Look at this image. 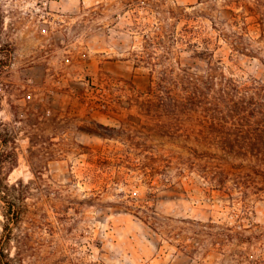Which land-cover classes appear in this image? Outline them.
I'll return each mask as SVG.
<instances>
[{
	"label": "rangeland",
	"instance_id": "obj_1",
	"mask_svg": "<svg viewBox=\"0 0 264 264\" xmlns=\"http://www.w3.org/2000/svg\"><path fill=\"white\" fill-rule=\"evenodd\" d=\"M125 2L0 0V180L29 185L17 225L0 202V264H264V182L220 160L199 117L152 112V69L136 58L158 25L179 41L176 69L213 61L239 90L258 86L264 0ZM241 95L233 105L264 102ZM224 120L241 137L264 129V112ZM206 152L230 170L223 185L195 168Z\"/></svg>",
	"mask_w": 264,
	"mask_h": 264
},
{
	"label": "trees",
	"instance_id": "obj_2",
	"mask_svg": "<svg viewBox=\"0 0 264 264\" xmlns=\"http://www.w3.org/2000/svg\"><path fill=\"white\" fill-rule=\"evenodd\" d=\"M125 1L124 5L127 9L137 11L139 7H148L152 10V0ZM137 14V12L134 13L135 20L132 28L140 31L144 25L139 22ZM171 14L175 21L182 18L184 20L190 19L184 11L179 13L172 11ZM149 27L153 35H143V47L141 53L136 54V58L138 64L143 63L144 67H151L152 69V77L147 92L149 96H152V112L176 117L194 115L199 117L198 121H201V127L198 133L200 132L202 138L223 153L219 159L225 161L227 158H234L239 159L242 164L247 163L250 168L247 175L253 179L259 178L260 181L264 182V129L257 128L241 137L232 133L225 123L226 120H224L232 117L236 112L238 115L250 112L253 116H255V111L263 113L264 102L252 108L243 104L240 106L238 104L233 105L232 98H235V93H242L241 96L245 98L250 90L251 99L264 100V83L258 82V86L254 85L252 88H250L251 85H245L239 90V86L233 78L226 77L223 73H217L219 67L213 61H208V71L205 74L196 73L189 68L179 67L176 69L170 62L175 53V46L179 43L178 39L172 34L171 38L169 37L164 41L161 27L156 25L153 27V31L152 26ZM183 41L181 38V44L195 48L194 54L197 57L211 56L208 46L201 47L202 45L192 43L191 40L184 43ZM200 42L202 44L203 41ZM213 155L217 154L206 152V154L199 156L200 159L204 158V163L199 164L203 169L195 168L200 172L203 170L206 176H210L211 181L214 180L215 182L216 180L218 184L223 185L224 180L231 173L228 169L213 165L212 160L217 159V156ZM1 169L2 166L0 165ZM215 173L218 176L212 180L211 175H215ZM28 192L29 185H22V181L9 184L0 180V202L3 203L2 215L5 218L4 225H7V228L9 225L19 223L24 206L23 200ZM2 254L4 255L3 251Z\"/></svg>",
	"mask_w": 264,
	"mask_h": 264
}]
</instances>
